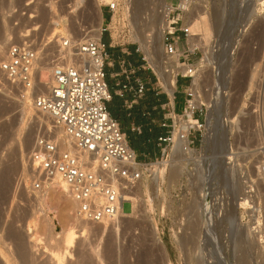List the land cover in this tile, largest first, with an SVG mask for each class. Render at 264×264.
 <instances>
[{
  "label": "rangeland",
  "instance_id": "obj_1",
  "mask_svg": "<svg viewBox=\"0 0 264 264\" xmlns=\"http://www.w3.org/2000/svg\"><path fill=\"white\" fill-rule=\"evenodd\" d=\"M110 2L118 3L112 25L107 8ZM133 2L0 0V60L11 44L25 41L42 51L41 57L45 55L49 62L58 54V34H70L80 41L82 27L94 30L101 22L100 35L110 36L111 32L116 41L135 43L158 78L172 79L171 70L177 62L175 57L165 56L164 36L158 39L153 34L157 40L145 49L135 30L144 31L156 24L167 5L180 6L181 0H143L141 14L134 13ZM188 2L189 8L182 14L183 26L197 35L191 58L199 69L194 91L204 127L202 135L195 136L201 140L191 146L190 159L177 176L171 174L172 152L166 162L153 161L148 166L150 172L131 195L135 216L123 215L117 224L89 223L82 230L74 220L73 201L61 186L33 192L24 185V177L31 174L35 142L51 128L52 123L47 122L51 118L35 110L31 101H26L31 109L27 110L22 90L0 73V175L6 172L8 177V185L0 187V232L4 231L0 233L1 264H21L14 252L15 242L5 237V227L13 221L27 244L38 239L37 248H29L38 261H43L52 247L62 253L60 264H87L89 258L92 264H264V182L258 173L264 159V0ZM53 29L56 31L50 37ZM232 29L227 51L224 45ZM190 44L183 40L181 48L186 50ZM213 44H218L214 60L206 57ZM160 48L166 58V75L153 63L162 59ZM209 109L223 119V127L210 139L206 123ZM227 138L233 151L230 160L223 156ZM246 191L249 204L231 211L233 200ZM123 210L129 212L131 203L125 202ZM68 229L76 235L70 244L62 242ZM180 237L187 239L184 244ZM41 254L45 257L40 258Z\"/></svg>",
  "mask_w": 264,
  "mask_h": 264
},
{
  "label": "built area",
  "instance_id": "obj_2",
  "mask_svg": "<svg viewBox=\"0 0 264 264\" xmlns=\"http://www.w3.org/2000/svg\"><path fill=\"white\" fill-rule=\"evenodd\" d=\"M107 8L111 13L109 25H112L118 3L110 2ZM184 10L181 6H171L169 24L164 31V50L166 56L178 61L172 70L174 81L187 80L185 106L168 135L160 138L162 155L157 163L170 158L177 140H186L189 147L194 145L195 135L200 137L204 127L200 117L202 108L196 104L192 88L198 72L191 58L195 50L190 46L186 50L181 48L182 41L189 44L191 36L190 27L183 26ZM109 33L110 44L102 39L103 32L99 39L85 41L58 34L59 55L54 58L51 80L44 92L35 91L39 59L35 46L26 42L11 44L0 60L5 80L31 95L33 107L52 118L47 134L35 142L30 155L31 174L24 177V185L33 192L64 185V191L75 203L74 214L90 223L112 222L120 212H131L133 203L125 199L124 193L135 188L150 172L148 166L154 164L137 160L121 123L107 109L106 103L112 97L105 69L108 46L125 44ZM144 91V83L138 82L136 93L141 96ZM54 128L61 132L59 136L55 135ZM259 166L264 182V159ZM125 202L131 203L129 212L123 210Z\"/></svg>",
  "mask_w": 264,
  "mask_h": 264
},
{
  "label": "crops",
  "instance_id": "obj_3",
  "mask_svg": "<svg viewBox=\"0 0 264 264\" xmlns=\"http://www.w3.org/2000/svg\"><path fill=\"white\" fill-rule=\"evenodd\" d=\"M102 39L110 44L109 35ZM106 80L112 97L106 106L113 118L121 123L128 144L140 162H153L162 155L160 138L168 135L171 125L185 106L187 80L158 78L147 65L135 43L108 46ZM165 62L161 72L166 75ZM138 82L145 85L144 93H136ZM165 124V125H164ZM200 139L196 138V143Z\"/></svg>",
  "mask_w": 264,
  "mask_h": 264
},
{
  "label": "bare ground",
  "instance_id": "obj_4",
  "mask_svg": "<svg viewBox=\"0 0 264 264\" xmlns=\"http://www.w3.org/2000/svg\"><path fill=\"white\" fill-rule=\"evenodd\" d=\"M127 1H129V0H127ZM131 1V0H130ZM135 2H133L134 3V5H135V9H134V13H136V14H138V13H143V9H144V4H143V0H134ZM163 1V0H162ZM189 1V0H188ZM188 1H186V0H181V3L179 4L181 7H184V8H189V5H190V3L188 2ZM147 2V1H146ZM145 2V3H146ZM191 2V1H190ZM128 3V2H127ZM149 3V2H148ZM147 4V3H146ZM163 4V3H162ZM131 6L133 5V4H130ZM130 6V8H132ZM129 7V6H128ZM160 7V6H159ZM163 7V6H162ZM82 8V7H81ZM133 9V8H132ZM171 9V6H169V5H167V8L165 9L166 10V13L164 14V16H163V18L161 19V20H159L156 24H154V25H151V26H149L147 29H145L144 31L143 30H135V31H137L136 32V34H135V37L136 38H138V41L140 42V44L142 45V47L143 48H145V49H147L148 48V46L149 45H151V41H153V39H155V37L153 36V34L154 35H157V37L156 38H158V39H160V38H162V36H164V31H165V29L168 27V24H169V22H168V13H169V10ZM130 11H132V10H130ZM149 12V11H148ZM155 12V11H154ZM133 13V12H132ZM191 13V12H190ZM139 14V15H140ZM147 14V13H146ZM160 14V13H159ZM86 16V15H85ZM131 16H132V14H131ZM145 16V15H144ZM149 16H150V14H149ZM131 18V17H130ZM59 19V18H58ZM157 19V18H156ZM166 20V21H165ZM134 21V20H133ZM132 21V22H133ZM155 21V20H154ZM56 22V21H55ZM59 23V21L57 20V22H56V24H58ZM149 24H150V22H148ZM100 25H101V22H99V24H98V26L96 27V29H94V30H88L87 28H81V31H82V37L79 39L80 41H85V40H90V39H99L100 38ZM192 27V26H191ZM54 31H56V30H54L53 29V32L51 33V36L50 37H52V36H54ZM92 31H95V33H93V34H91L90 35V32H92ZM143 31V32H142ZM233 32H234V30L232 29V31L231 32H229L230 33V35H229V39H228V41L225 43V45H224V47H225V50H227L228 51V49L230 48V45H231V43H232V34H233ZM64 33V32H63ZM156 33V34H155ZM28 35V34H27ZM69 36L68 37H70V34H68ZM22 36H26V35H22ZM194 36H197L195 33H192L191 34V36H190V39H189V44L191 43L190 41H192V44H190V48L191 47H195V39H194ZM228 37V36H227ZM48 39V38H47ZM155 40H157V39H155ZM154 40V41H155ZM50 41V40H49ZM22 43H25V41H23ZM27 43V42H26ZM60 43V42H59ZM156 43V42H155ZM36 45V44H35ZM42 45V44H41ZM40 45V46H41ZM44 45V44H43ZM192 45V46H191ZM218 45V44H217ZM217 45H214L213 44V47H208V49L206 50L207 51V58H211L212 60H214L216 57V53H217ZM164 47V46H163ZM206 47V46H205ZM35 48H37L36 46H35ZM207 48V47H206ZM161 50V53H160V56H161V58L162 59H160L159 58V60H154V58L152 59V60H154L155 62H153V63H155L154 65H156L157 67H159V69L161 70V68H163V64H164V60L166 59L165 58V56H164V54H163V52H162V48H160ZM40 52V51H39ZM57 53H58V51H57ZM44 54H46V53H44ZM56 54V53H55ZM41 55H43L42 54V51L39 53V59L37 60V63H36V80H37V83H36V89H35V91H40V92H44L47 88H48V86H49V83H50V80H51V75H52V70H53V64H54V60H50L49 62L47 61L46 62V56L44 55V56H42L41 57ZM47 55V54H46ZM59 55V53L58 54H56L55 56H58ZM48 57V56H47ZM168 57V56H167ZM51 58V57H50ZM204 58H205V55H204ZM204 58L202 59V60H204ZM49 59V58H48ZM150 59V60H151ZM168 59V58H167ZM151 62V61H150ZM176 62L178 63V61H177V58H176ZM152 63V64H153ZM155 66V67H156ZM0 73H1V71H0ZM198 73H199V69H198V72H197V74H196V76H195V79H194V83H193V86H192V88H193V90H194V88H196V86H197V81H198V78H197V76H198ZM2 74V73H1ZM171 74H172V70H171ZM173 75V74H172ZM174 75H173V78H172V80H174ZM174 83H175V81H174ZM22 93H23V96H24V100H23V102H25V108H27V110L29 109V110H31L30 109V107L29 106H26V101H32V98H31V95H27L23 90H22ZM196 94V93H195ZM196 97H197V95H196ZM196 100V104L199 102L198 101V99H195ZM32 104V103H31ZM198 105V104H197ZM33 106V105H32ZM1 108V107H0ZM34 108V107H33ZM35 109V108H34ZM25 110V109H24ZM36 110V109H35ZM38 111V110H37ZM44 115V114H43ZM46 116H47V119L49 118H51L49 115H47L46 114ZM51 122L52 123V118L50 119V120H48L47 122ZM54 132H55V135H57V136H59L60 135V131L59 130H57V129H55L54 128ZM211 141V140H210ZM193 148L192 147H189L188 146V142L186 141V140H177L176 141V143L174 144V146H173V148H172V175L173 176H177V175H179L181 172H182V170H183V168H184V166H185V164H186V161H188L189 159H188V157H190V154L193 152ZM232 154H233V151H232V147H231V143H230V141H228V138L225 140V152H224V154H223V156L226 158V159H229L230 160V158H231V156H232ZM8 167V166H7ZM10 167V166H9ZM260 167V166H259ZM259 170V169H258ZM10 171V170H9ZM6 173V172H5ZM4 173V175H0V187L1 188H4V186H5V180H7V178L8 177H6L7 175ZM10 173V172H9ZM9 173H7V174H9ZM259 173V172H258ZM259 176H260V173H259ZM158 177V176H157ZM261 177V176H260ZM6 178V179H5ZM10 178V177H9ZM12 183V182H11ZM8 185V184H7ZM6 185V186H7ZM139 185V183L138 184H136V186H135V188H133V189H131V191L130 192H125L124 193V197H125V199H128V200H131L132 201V197H131V195H133L134 194V191H135V189L137 188V186ZM5 186V187H6ZM11 187V186H10ZM61 187H62V189L61 190H65V186L64 185H61ZM60 187V188H61ZM59 188V189H60ZM58 189V190H59ZM1 191H3V189H1ZM17 192V191H16ZM247 192L248 191H246L245 193H243L242 194V196L241 197H236L234 200H233V202L231 203V207H230V209H231V211H232V209L233 208H240V207H246V205H248L249 204V199H248V197H249V195L247 194ZM3 193V192H2ZM1 194V193H0ZM69 197V196H68ZM72 200V199H71ZM73 201V200H72ZM45 202H47V201H45ZM133 203V202H132ZM73 204H74V207H75V203H74V201H73ZM6 206V205H5ZM135 206V205H134ZM3 207V206H2ZM10 207V206H9ZM1 208V207H0ZM15 210V209H14ZM234 210V209H233ZM5 211V210H4ZM132 211L134 212V213H136V208H133L132 209ZM129 212V213H123V212H120V215L113 221V223L114 222H116V223H114V224H117V222H119L120 221V219H121V217H123V215L125 216V217H128V216H130V215H132V213L133 212ZM19 213V212H18ZM231 213H233V218L236 220L237 218H236V212H231ZM16 214V213H15ZM132 216H135V215H132ZM131 217V216H130ZM9 218V217H8ZM233 219V220H234ZM75 222H77V223H80L79 224V226L81 225V229L82 230H84V228H86L87 227V225L90 223V222H86V221H84V220H82L81 218H79V217H77L76 215H75ZM14 222V221H13ZM13 222H11V223H9V225L7 226V227H5V237L7 238V239H11L12 241H14L13 243H14V245H15V254H16V256L20 259V262H21V264H60V261H61V254L60 253H58L59 252V250H58V252H56L54 249H52V247L50 248V249H48L49 250V253H48V251H47V256H46V258L43 260V261H38V259L34 256V255H31V254H33V253H31L30 252V250H29V248L30 249H32V247H36L38 244V239H37V241H33V244L31 245H29V244H27V242H26V240H25V237H24V234L21 232V230H19V229H16L14 226H13ZM22 222V221H21ZM74 223V222H73ZM76 223V224H77ZM105 223H109V222H105ZM104 223V224H105ZM18 224V223H17ZM22 224V223H21ZM91 224H101V223H91ZM53 225H55L54 223H53ZM78 226V227H79ZM90 226V225H89ZM88 226V227H89ZM21 227V226H20ZM74 227V226H73ZM87 227V228H88ZM1 228V227H0ZM80 229V230H81ZM4 231H2V232H0V233H3ZM85 232V231H84ZM83 233V232H82ZM4 234V233H3ZM2 234V235H3ZM111 235V234H110ZM189 235V234H188ZM4 236V235H3ZM181 236H183V235H181ZM51 237H54L55 238V235H51ZM1 238V237H0ZM2 238H4V237H2ZM37 238V237H36ZM75 238H76V235H75V232L72 230V229H68V230H65L64 231V235H63V237H62V242H64V243H66V244H70V243H72L74 240H75ZM112 238V237H111ZM180 238H182V242H183V244L186 242V238L185 237H180ZM153 239V238H152ZM252 239H253V237H252ZM3 240V239H2ZM254 240V239H253ZM10 241V240H9ZM192 241V240H191ZM196 241V240H195ZM34 242H36L35 244H34ZM54 243V242H53ZM110 243V242H109ZM181 243V242H180ZM8 244V243H7ZM37 244V245H36ZM41 244V243H40ZM4 245V244H3ZM29 245V246H28ZM54 245V244H53ZM108 245V244H107ZM107 245H105V246H107ZM153 245V244H152ZM245 245V244H244ZM7 246V245H6ZM159 246V245H158ZM7 248V247H6ZM37 248V247H36ZM35 248V249H36ZM242 248V247H241ZM3 248H1V250H2ZM150 249V248H149ZM143 250V249H142ZM3 251V250H2ZM6 251V250H5ZM8 251H10V250H8ZM44 251V250H43ZM109 251H110V249H109ZM112 251V250H111ZM240 251V250H239ZM14 252H12V254L14 253ZM105 252V251H104ZM107 252V251H106ZM145 252V251H144ZM246 253V252H245ZM7 254V253H6ZM126 254V253H125ZM42 255V257H40ZM39 257L40 258H43V256L45 255H43V254H41ZM114 255V254H113ZM146 255H150V253L149 254H147L146 253ZM157 255V254H156ZM8 256V255H7ZM11 256V255H10ZM12 256H14V255H12ZM11 256V257H12ZM94 256V255H93ZM38 257V258H39ZM45 257V256H44ZM112 257V256H111ZM245 257V256H244ZM13 258V257H12ZM15 258V257H14ZM13 258V259H14ZM39 258V259H40ZM95 258V257H94ZM124 258V257H123ZM144 258V257H143ZM250 258V257H249ZM19 259H17L18 261H19ZM150 259V258H149ZM10 260V259H9ZM17 260H15V261H17ZM239 260V259H238ZM13 261V260H12ZM88 263L87 264H92V259L91 258H89L88 260ZM10 262H11V260H10ZM204 262V261H203ZM242 262V261H241ZM240 262V263H241ZM13 263V262H12ZM15 264H16V262H14ZM13 263V264H14ZM18 263V262H17ZM123 263V262H122ZM243 263H244V260H243ZM0 264H1V262H0ZM8 264H9V262H8ZM11 264V263H10ZM157 264V263H156Z\"/></svg>",
  "mask_w": 264,
  "mask_h": 264
},
{
  "label": "water",
  "instance_id": "obj_5",
  "mask_svg": "<svg viewBox=\"0 0 264 264\" xmlns=\"http://www.w3.org/2000/svg\"><path fill=\"white\" fill-rule=\"evenodd\" d=\"M254 1V0H251ZM206 123L208 126V138L210 139L211 134L216 132L219 128L223 127L222 115L217 114L214 110H208Z\"/></svg>",
  "mask_w": 264,
  "mask_h": 264
}]
</instances>
